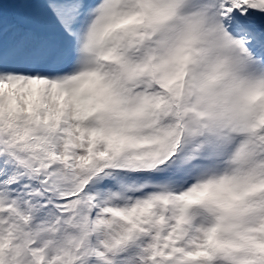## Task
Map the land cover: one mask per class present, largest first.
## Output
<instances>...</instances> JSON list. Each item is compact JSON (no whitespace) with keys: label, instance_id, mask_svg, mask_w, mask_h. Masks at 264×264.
Returning <instances> with one entry per match:
<instances>
[{"label":"snow or ice","instance_id":"obj_1","mask_svg":"<svg viewBox=\"0 0 264 264\" xmlns=\"http://www.w3.org/2000/svg\"><path fill=\"white\" fill-rule=\"evenodd\" d=\"M0 264H264V0H0Z\"/></svg>","mask_w":264,"mask_h":264}]
</instances>
